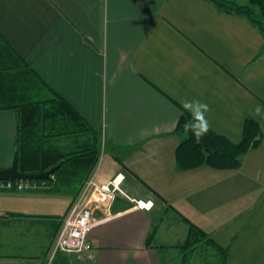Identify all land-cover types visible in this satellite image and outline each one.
<instances>
[{"label":"crops","instance_id":"crops-1","mask_svg":"<svg viewBox=\"0 0 264 264\" xmlns=\"http://www.w3.org/2000/svg\"><path fill=\"white\" fill-rule=\"evenodd\" d=\"M0 34L102 134L96 180L118 177L127 195L110 218L95 212L89 264L183 263L186 220L228 250V264H264V120L253 118L264 109V33L247 17L210 0H0ZM192 99L209 105L211 129L233 142L247 119L259 123L262 144L239 169L178 167L175 129ZM15 129L16 113L0 111V168L13 162ZM54 186L0 190V264L75 262L65 253L51 260L77 197Z\"/></svg>","mask_w":264,"mask_h":264},{"label":"trees","instance_id":"trees-1","mask_svg":"<svg viewBox=\"0 0 264 264\" xmlns=\"http://www.w3.org/2000/svg\"><path fill=\"white\" fill-rule=\"evenodd\" d=\"M210 1L225 12L247 17L264 33V0H247L246 4L231 0ZM3 110L16 113L15 154L18 157V170L37 174L58 166L52 174L56 177L53 187H74L79 195L99 164L104 150L103 136L91 128L62 96L51 93L45 81L0 34V111ZM191 119L190 113L184 110L175 129L182 137L176 149L180 169L201 166L219 170L239 169L243 157L258 149L263 141L259 123L247 119L239 142H233L211 129L197 143L190 132L184 131L185 122ZM186 221L188 234L180 245L185 256L182 264H188L192 253L201 245L211 247L221 264H228V250L201 228Z\"/></svg>","mask_w":264,"mask_h":264},{"label":"built area","instance_id":"built-area-1","mask_svg":"<svg viewBox=\"0 0 264 264\" xmlns=\"http://www.w3.org/2000/svg\"><path fill=\"white\" fill-rule=\"evenodd\" d=\"M97 171V169H96ZM96 171L85 182L81 192L71 205L63 225L57 235L51 251V260L58 253L72 255L78 264H89L95 260L93 245L90 241V233L98 220L95 212L105 213L101 220L110 218L109 211L119 194L127 197L120 187L118 177L106 183H99L96 180ZM46 180H6L0 182V190L14 191H39L48 189L56 182L54 175ZM129 198V197H128ZM136 207L139 209L150 210L153 201L135 200ZM151 205L143 207L142 205Z\"/></svg>","mask_w":264,"mask_h":264},{"label":"clouds","instance_id":"clouds-1","mask_svg":"<svg viewBox=\"0 0 264 264\" xmlns=\"http://www.w3.org/2000/svg\"><path fill=\"white\" fill-rule=\"evenodd\" d=\"M183 107L192 117L191 120L185 122V133H191L196 142L199 143L211 130L210 122L207 119V113L210 112L209 105L201 103L198 99L186 101ZM253 118L264 120V109L257 106Z\"/></svg>","mask_w":264,"mask_h":264},{"label":"rangeland","instance_id":"rangeland-1","mask_svg":"<svg viewBox=\"0 0 264 264\" xmlns=\"http://www.w3.org/2000/svg\"><path fill=\"white\" fill-rule=\"evenodd\" d=\"M231 1H237L241 4H246L247 3V0H231ZM104 156V150H102V154H101V157H100V161H99V164H98V169L101 165V161L103 160ZM74 187H72L71 189H73ZM263 192L261 193L260 196H263ZM252 200L251 199H245L244 201L242 202H250L248 203L246 206L247 208H249L252 205H254L255 203L254 202H251ZM244 208L246 207H242L241 210H243ZM163 237H166V238H169L170 235L167 234V232L165 231L164 234H163ZM201 252H199V255L197 256H190V259H189V264H221V262L219 261V259L217 258V256L214 254V250L211 248V247H202ZM21 264H52V261L48 262H44V263H39V262H33V261H22ZM73 264H78L76 261L73 263ZM174 264H182V260L181 259H178Z\"/></svg>","mask_w":264,"mask_h":264},{"label":"water","instance_id":"water-1","mask_svg":"<svg viewBox=\"0 0 264 264\" xmlns=\"http://www.w3.org/2000/svg\"><path fill=\"white\" fill-rule=\"evenodd\" d=\"M58 166L50 169L45 173H22L18 170V157L17 154L14 155L13 162L11 166L7 168H0V182L6 180H33V179H44L48 178L49 175L53 174Z\"/></svg>","mask_w":264,"mask_h":264},{"label":"snow or ice","instance_id":"snow-or-ice-1","mask_svg":"<svg viewBox=\"0 0 264 264\" xmlns=\"http://www.w3.org/2000/svg\"><path fill=\"white\" fill-rule=\"evenodd\" d=\"M143 207H151V205L149 204V205H142Z\"/></svg>","mask_w":264,"mask_h":264}]
</instances>
